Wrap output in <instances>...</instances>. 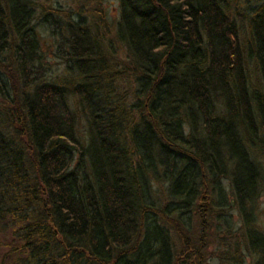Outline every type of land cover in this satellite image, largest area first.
I'll list each match as a JSON object with an SVG mask.
<instances>
[{
    "label": "trees",
    "instance_id": "16d2710c",
    "mask_svg": "<svg viewBox=\"0 0 264 264\" xmlns=\"http://www.w3.org/2000/svg\"><path fill=\"white\" fill-rule=\"evenodd\" d=\"M48 1L0 0V264H240L239 243L208 253L218 211L236 209L264 264L247 215L263 179L264 3L246 47L235 0H118L111 22L103 0H69L75 17ZM38 9L74 87L43 77Z\"/></svg>",
    "mask_w": 264,
    "mask_h": 264
},
{
    "label": "rangeland",
    "instance_id": "374dc122",
    "mask_svg": "<svg viewBox=\"0 0 264 264\" xmlns=\"http://www.w3.org/2000/svg\"><path fill=\"white\" fill-rule=\"evenodd\" d=\"M235 0L232 9L234 13L240 14L239 16H235L238 19L240 25V38L242 44L246 47L249 43L248 32V20L251 14L256 10V7L260 5L264 0ZM44 1L41 2V8L43 7ZM47 6L50 8H54L57 10L58 14L62 17L65 14L68 17H75L73 14L76 12L75 6H73L69 0H49ZM102 7L105 10V14L109 22L118 19V0H103ZM44 11V10H43ZM51 12V11H49ZM41 9H38V12L35 14V18H39V21H35L36 29L40 36L41 41V49L43 54V65H42V74L45 80L47 81H55L57 83H62L66 87H74L79 79L74 76L75 69L73 68L71 62H69L68 58V47L66 41L62 38L61 34L57 31H53V27L45 24L43 22ZM63 13V14H62ZM62 23L61 20H57ZM254 66L252 63L249 64V76L251 78L250 88H259L261 89L260 79L254 70ZM128 87L127 84L124 87ZM129 91V89H127ZM130 93V91H129ZM70 106L72 109L79 108V100L74 95L70 98ZM83 124V122H82ZM81 124V130H84V127ZM255 159L258 161L259 165L263 169V179L260 184L261 190L257 196V199L253 203L252 208L248 215V222L253 229L264 234V147L259 148L254 154ZM229 181L227 179H222V187L225 189V192L229 194ZM157 189V188H156ZM162 188L158 187V194H161ZM216 194H213L212 197H215ZM159 196V195H158ZM157 198V197H156ZM159 198L162 199V196ZM157 198V199H159ZM230 198V194H229ZM231 199V198H230ZM200 205V204H199ZM204 203L202 204V206ZM208 207L206 204L203 209ZM201 207V206H200ZM231 213V215H228ZM218 223L217 225L211 227L208 231L210 233L209 236L215 235V240L209 245L208 253L209 259H213V256L221 253V249L219 248L218 242H226V240L230 241V243H239L242 247V250L238 251L241 253L242 261L240 264H254L257 261L258 257L254 255L253 252L247 251L244 249V236L245 230L247 226L244 224L243 216L239 213V211L232 210L231 212H223L222 210L218 211ZM227 220L229 223V228H225L227 225L222 221V218ZM244 224V225H243ZM224 225V226H223ZM223 226V227H221ZM192 227H197L196 224H193ZM218 229V230H217ZM11 232L5 228L3 222L0 219V242L10 241ZM218 238V239H217ZM211 241V240H209ZM221 244V243H220ZM220 250V251H219ZM211 264H219L218 260L213 259Z\"/></svg>",
    "mask_w": 264,
    "mask_h": 264
}]
</instances>
